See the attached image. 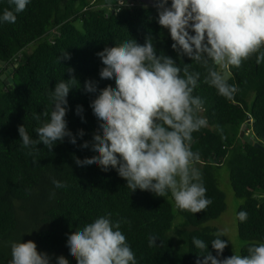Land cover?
<instances>
[{
  "label": "trees",
  "instance_id": "obj_1",
  "mask_svg": "<svg viewBox=\"0 0 264 264\" xmlns=\"http://www.w3.org/2000/svg\"><path fill=\"white\" fill-rule=\"evenodd\" d=\"M120 2L123 3L119 5ZM154 3L155 0L145 6L139 0H30L26 10L17 14L15 23H0V67L18 64L9 85L1 79L4 71L0 69V264H9L11 243L28 240L36 243L39 252L52 257L50 264H56L60 255L69 264H77L66 246L67 234L109 214L113 222L122 221L120 230L137 264H196L206 252L195 247L193 237L205 241L215 256L211 241L218 230L202 225L217 219L226 209L215 170L227 156L233 194L243 201L238 213H248L244 222L236 215L241 255L248 254L251 244L264 243V61L257 64L258 53L239 68L228 69V83L240 89L229 100L204 83V67L186 56L177 57L170 36L153 41L157 54L171 56L181 68L191 63L190 71L200 73L193 95L204 100L205 111L200 115L207 119L208 126L193 133L191 150L200 153L195 166L202 173L206 197L212 200L204 211L193 214L179 209L170 192L165 197L140 189L131 192L115 169L103 171L95 164L77 166L74 161V156L83 160L96 155L90 148L80 147L91 141L98 129L90 103L99 90L108 85L115 88L114 79L100 78L103 65L96 53L132 39L143 44L147 35L154 38L163 31ZM100 5H111L112 9L106 12L97 8ZM10 7L8 0H0V15ZM33 44L37 47L32 53L19 60L21 51ZM65 51L71 58L59 60ZM68 68L74 72L69 73ZM73 75L79 84L67 97V126L74 135L83 130L84 136L77 135L75 145L65 137L51 152L40 143L36 146L39 151L27 155L29 149L21 146L18 126L24 124L29 135L39 139L35 132L39 123L33 113L45 109L50 113L48 93L57 82ZM88 80L95 83L96 92L85 91ZM78 105L83 108L80 115L76 113ZM248 116L252 123L245 132L257 140L261 145L258 148L224 130L226 126L241 130ZM54 179L66 187L56 188ZM176 215L183 220L178 226L182 229L177 232L178 242L171 237ZM123 221L130 222V226ZM150 236L157 238L151 247ZM224 257H229L226 248L221 258Z\"/></svg>",
  "mask_w": 264,
  "mask_h": 264
},
{
  "label": "clouds",
  "instance_id": "obj_2",
  "mask_svg": "<svg viewBox=\"0 0 264 264\" xmlns=\"http://www.w3.org/2000/svg\"><path fill=\"white\" fill-rule=\"evenodd\" d=\"M29 3L30 0H8L11 7L3 10L0 23H15L17 14L25 11ZM154 6L158 24L169 31L177 57L186 56L204 67V83L226 99L231 100L240 90L228 83L227 70L239 68L257 53V64L264 61V0H171L170 7L168 0H155ZM96 55L103 65L100 78L114 79L115 88L106 86L91 101L98 129L92 140L80 147L90 148L96 155L83 160L74 156L76 165L95 164L103 171L115 169L131 192L140 189L162 197L170 192L179 209L193 214L204 211L212 200L206 197L202 173L195 166L200 153L191 150L193 133L208 126L207 119L200 115L205 111L204 100L193 95L200 73L190 71L191 63H184L181 68L171 56L157 54L151 34L143 44L132 39L105 47ZM70 58L66 51L58 57ZM67 71L73 73L74 69ZM77 84L74 75L57 82L48 93L51 112L45 109L33 113V119L39 123L35 129L39 139H33L24 124L18 126L21 146L29 149L27 155L39 151L36 146L40 143L51 152L65 137L75 145L77 135L84 136L83 130L74 135L66 120L67 97ZM84 88L89 93L97 91L91 80L85 81ZM82 112L78 105L76 113ZM36 162L34 159L33 163ZM53 184L56 188L66 187L55 179ZM110 215L67 234L66 246L77 264H137L120 230L122 221L113 222ZM247 218V212L238 213L241 222ZM123 223L130 226L128 221ZM213 235L211 247L215 256L205 241L193 237L195 247L206 252L196 264H264V243L251 244L247 255L234 252L221 258L227 247V241L221 239L226 231L218 230ZM156 240L150 236L149 246L155 245ZM11 257L9 264H50L52 259L46 252H39L32 240L11 243ZM56 264L69 261L60 255Z\"/></svg>",
  "mask_w": 264,
  "mask_h": 264
},
{
  "label": "rangeland",
  "instance_id": "obj_3",
  "mask_svg": "<svg viewBox=\"0 0 264 264\" xmlns=\"http://www.w3.org/2000/svg\"><path fill=\"white\" fill-rule=\"evenodd\" d=\"M97 8H103L106 10V12H108L112 9V6L111 5H108V6L100 5V6H97ZM76 24L77 26H80L79 22H77ZM169 36H170L169 31L167 29H164L163 31L158 33L156 37L153 38V41H155V39L163 41L167 39ZM36 47L37 45L33 44L29 46L27 49H25L23 52L21 51V53L18 56L19 60L23 61L28 55L32 53V51ZM2 67H3L2 72L9 70L11 68V66H6V65H3ZM230 76L231 74L229 72V77ZM4 80L7 81V78ZM224 130L227 133H229V135L231 136L236 135L237 139L239 138L242 139L240 137L241 130H237L236 128L229 127V126H226ZM229 168H230L229 167V157L227 156L222 166L215 170V176L219 182V187L225 195L226 209L217 219L211 220L202 226L203 228H211V229L226 231V235L224 236L225 237L224 239L225 241H227L226 249L230 257L231 255L234 254V252L241 255L242 243L239 240L240 237H239L237 223H236V215L238 214V208L243 203V201L241 199L236 198L235 195L233 194V189L229 181ZM174 210L176 213V208ZM181 222H183L182 218L179 215H176L173 231L171 234L172 235L171 237L173 238L175 242L179 241V235L177 232L179 230L180 231L182 230L180 227H178ZM184 229L187 230V228H184Z\"/></svg>",
  "mask_w": 264,
  "mask_h": 264
},
{
  "label": "water",
  "instance_id": "obj_4",
  "mask_svg": "<svg viewBox=\"0 0 264 264\" xmlns=\"http://www.w3.org/2000/svg\"><path fill=\"white\" fill-rule=\"evenodd\" d=\"M129 2H131V0H128ZM140 3L142 5H150L153 4V0H139ZM18 67V64H15L13 66H11V68L9 70H7L2 76L1 79L4 80L7 78V81H5L6 85H9L10 83H13L14 79L11 77V74L14 72V70ZM252 123V120L250 119V116H248L247 118V122H245L242 127H241V133H240V137L244 140L247 141L249 144H252V146L254 147H260L261 145L257 142V140L252 137V135L250 136L249 134H247L245 132V130L247 129V126Z\"/></svg>",
  "mask_w": 264,
  "mask_h": 264
},
{
  "label": "crops",
  "instance_id": "obj_5",
  "mask_svg": "<svg viewBox=\"0 0 264 264\" xmlns=\"http://www.w3.org/2000/svg\"><path fill=\"white\" fill-rule=\"evenodd\" d=\"M2 66H3V65H2ZM2 66L0 67L1 70H3V67H2ZM5 72H6V71H4V73H5Z\"/></svg>",
  "mask_w": 264,
  "mask_h": 264
},
{
  "label": "built area",
  "instance_id": "obj_6",
  "mask_svg": "<svg viewBox=\"0 0 264 264\" xmlns=\"http://www.w3.org/2000/svg\"><path fill=\"white\" fill-rule=\"evenodd\" d=\"M121 4V3H120Z\"/></svg>",
  "mask_w": 264,
  "mask_h": 264
}]
</instances>
